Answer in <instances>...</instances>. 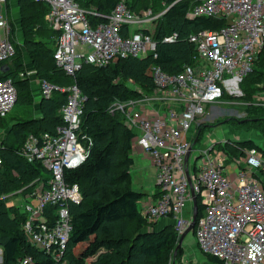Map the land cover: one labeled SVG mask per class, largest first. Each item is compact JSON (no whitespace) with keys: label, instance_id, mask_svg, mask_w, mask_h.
I'll return each instance as SVG.
<instances>
[{"label":"built area","instance_id":"1","mask_svg":"<svg viewBox=\"0 0 264 264\" xmlns=\"http://www.w3.org/2000/svg\"><path fill=\"white\" fill-rule=\"evenodd\" d=\"M10 1L0 0L1 64L14 55L5 9ZM33 1L48 7L44 19L59 34L53 59L66 76H73L83 65L103 67L117 59L145 58L155 49L154 37L148 29L157 25L171 6L156 13L151 8L134 12L128 8V0H118L110 13L104 14L94 7H81L78 0ZM186 17L226 21L219 30L201 31L188 38L195 50V64L205 63L204 67L195 71L194 65H184L177 75H168L154 66L153 91L139 99L115 101L109 113L123 115L133 134V146L150 157L156 170L160 196L151 205H141L148 222L169 221L179 239L192 214L191 210L184 215L185 209L191 207V188L203 206L192 231L198 249L221 264H264L262 153L256 148L242 149L238 157L228 162L225 152L215 150L209 143L197 150L192 162L184 161L188 151L189 157L194 151L197 134L194 130L205 115V106L220 101L224 92L242 96L243 79L264 57V0H198ZM175 38L173 34L163 38V42L170 43ZM33 74L25 71L19 77L24 79ZM39 87L46 99L53 92H67L60 109L63 124L53 133L29 134L17 151L28 163H40L50 179L46 187L40 183L24 199V207H16L27 214L23 230L29 243L59 261L72 229L66 203L81 201L78 185L68 184L65 172L82 165L91 142L78 134L85 98L77 87L60 88L44 80L39 81ZM260 88L253 102L257 106L264 97V85ZM16 101L12 79L0 80V118L11 111ZM220 143L229 142L223 138ZM47 205L58 206L54 223H48L44 216ZM32 262L30 257H24L16 264Z\"/></svg>","mask_w":264,"mask_h":264},{"label":"trees","instance_id":"2","mask_svg":"<svg viewBox=\"0 0 264 264\" xmlns=\"http://www.w3.org/2000/svg\"><path fill=\"white\" fill-rule=\"evenodd\" d=\"M117 2L118 0H78L81 7L93 6L104 14L110 13ZM126 3L132 11L151 8L154 13L171 5L156 26L153 35L154 51L142 59H117L103 67L83 65L73 76H66L53 59L55 38L59 34L44 20L48 12L47 5L33 0H16L22 39L18 44L13 39L14 32H11L14 55L10 62L13 70L0 75V80L12 79L17 94L16 103L20 101L24 104L30 97V86L28 79H22L19 73L26 69L35 71L39 80L60 88L75 85L85 98L78 134L88 138L91 144L87 147L88 154L82 165L65 172V181L78 185L81 201L78 204L70 201L66 203L72 229L59 261L54 260L50 253L29 243L23 230L27 214L21 213L17 207L7 206L5 200H0L1 264H16L18 259L24 257H30L32 264L170 262L178 239L170 224L157 230L154 228L156 223L148 222L143 216V208H139V205L146 194L131 189L133 134L125 125L123 115L119 112L111 115L109 107L115 101L125 102L151 93L154 89L151 68L154 66L168 75L180 73L184 65L193 63L195 50L188 41L189 36L201 31L219 30L225 26L226 21L207 17L188 19L187 13L198 0H128ZM173 34L176 35L173 42H163V38ZM23 56L29 59V68L23 62ZM259 59L255 65L259 69H253L240 85L243 99L247 102L254 96L256 84L264 83V57ZM135 85L138 90L134 89ZM67 96V92H53L47 99L42 97V118L15 125L11 127V132L16 136L26 130L34 134L53 133L57 126L63 124L60 109ZM247 106L246 118L257 119L248 121L249 129L258 130L264 138V108H252L251 103ZM5 121L3 119L4 125ZM200 129L199 133L202 135L203 127H199ZM81 143L86 145L82 140ZM1 145L0 196L34 181L37 183L28 190L29 193L40 182L46 187L50 174L40 163H27L16 154L18 148H9L4 143ZM233 145L242 147L240 149L256 148L262 151L252 141ZM222 146L225 149L229 147ZM196 204V217L199 218L203 211L199 198L196 199ZM57 208V205L45 207L44 216L48 223L55 222ZM180 251L181 248L177 255ZM210 258L213 262H219L214 257Z\"/></svg>","mask_w":264,"mask_h":264},{"label":"crops","instance_id":"3","mask_svg":"<svg viewBox=\"0 0 264 264\" xmlns=\"http://www.w3.org/2000/svg\"><path fill=\"white\" fill-rule=\"evenodd\" d=\"M11 2H12L11 7L15 6L16 0H11ZM160 4L163 6V3H160ZM91 7H93V6H88L87 9H90ZM140 11H142V9L139 10V11H134V12H140ZM156 26L157 25H153L152 29H151V27H149L148 30H149L150 34L154 35ZM194 56H195V54H194ZM10 61L11 60H9V61H7V62H5L3 64L0 63V75H2L4 73H7L9 70H13V69H11L12 65H11ZM23 62L27 65L28 68L30 67L29 59H27L26 56H23ZM190 65H192V66L194 65V70L195 71H199V70H201L204 67L205 63L201 66L200 64H195V61L193 60V63L190 64ZM25 71L27 72V71H33V70H31L29 68V69H26ZM33 72H35V71H33ZM35 74L31 75L30 77L27 76V77L24 78V79H28L27 81H28L29 86H30V93H29L30 97L28 98V102L25 103V105H28V118L27 119H22V118H13L12 117V119H11V121L9 123H7L5 121L7 125L3 124V119L6 116L2 117L3 119H0V144L4 143V145L8 146L9 148H18V150H19L23 146V144L25 143L26 138H27V136L29 134L36 135V136L42 134V133L34 134L33 132L31 133V131H29V130L27 131L26 130V131H24V132H22V133H20L19 135L16 136V135H14V132H11V127H13L15 125H19V124L23 123L24 121L37 120V119H41L42 118L41 111H40V102H41L42 96H41L40 87H39V81H41V80L36 78ZM151 75H152V72H151ZM262 85H264V83ZM137 89H139V88L137 87ZM261 101L264 102V98H261ZM217 103H214V104H217ZM214 104L206 105L205 106V113H206V111H209V108L212 105H214ZM13 108H14V106H13ZM13 108L11 109V111H13ZM201 120H202V118L198 122H200ZM251 120H257V119H248V118L237 119V122L240 123V124H247L248 125V121H251ZM232 121L233 120L230 119V118L224 119V120L221 121L222 126L220 124V126H218V127H225L228 131H230V129H232V128L237 129V128L233 127V122ZM213 128H215V127H213ZM201 129L199 130L198 125L195 127L194 132H195V134L196 133L197 134H196L195 140L193 141V143H194L193 147H192L193 150H194V145L199 143L201 141V139H202V135H200V133H199L201 131ZM205 129H206V127L203 126V130H205ZM251 132H256V135L257 134L261 135L260 132L258 130H256V129H248L247 131L237 130V132L234 131L233 134H231V133L227 134V135L223 134V137L215 136V137L209 138L208 142L213 145V148L215 150L225 152V154L228 156V161H230L233 157H236V155L239 152H241V150H242V149H240L242 147L234 146L233 144H239V143H242V142H245V141H252L251 139H249V137L246 138L245 140L242 139L243 138L242 134L251 133ZM223 133H224V131H223ZM9 136H11V137H9ZM223 138L227 139L228 142H229V143H227V145L229 146L227 149H225L222 146V144L220 143V140L223 139ZM252 142L255 143L254 141H252ZM205 147L206 146H203L200 149H203ZM197 150H199V149H197ZM17 151H16V154H17ZM260 152L262 153L263 150L260 151ZM262 156L264 157L263 153H262ZM132 160H133V164H132V166L130 168V171L132 170L130 172V178H132V175H134V173L138 174L139 172H146L147 174L150 175L151 181L154 183L155 189L152 190L151 192L145 193V192L139 191L141 193H145L146 194V196L144 198L145 201L143 202V204L146 205L148 203L149 205H151L154 202V200H156L157 197L160 196V191H159L158 186L156 184V170H155L154 166L151 163L150 157L147 154H145L143 151H141L138 147L133 146V144H132ZM188 160L190 162V157H188ZM1 164H2V160H1ZM231 171H232V169H230V172ZM233 171L235 172V170H233ZM151 174H152V176H151ZM36 183H37V181H34L32 183L27 184L25 187H23L21 189L14 190V191H17V193H15L14 196L19 197V199H25L26 200V197H28L31 194V193H29L28 190L31 187H34L33 184H36ZM25 190L27 192H25ZM34 190H36V188H34L33 191ZM9 193H11V192H9ZM14 200H17V199H12L11 201H14ZM5 201H6V205L7 206H9V205L13 206L14 205V204L11 203V201H10V203L7 202V200H5ZM188 209H189V206L185 209L184 215H188L187 214L188 213ZM167 224H170V222L166 221V220H159V221L156 222L155 229L160 230L161 228H163ZM190 236H191V238H189L188 236H186L184 238V240L182 242V244H184V245L181 244V246L184 247L183 250L187 249L186 256L184 257L185 260H186L185 264H221L220 261L218 263L213 262L211 260L210 256H208V255L204 254L203 252H201L198 249V247L196 246V244H195L193 235H190ZM190 241H192L194 243H190ZM189 253H191V255H192L191 258L195 259V262L194 261L192 262L190 260L191 258L189 257ZM0 261H2L1 249H0ZM187 261H188V263H187Z\"/></svg>","mask_w":264,"mask_h":264},{"label":"rangeland","instance_id":"4","mask_svg":"<svg viewBox=\"0 0 264 264\" xmlns=\"http://www.w3.org/2000/svg\"><path fill=\"white\" fill-rule=\"evenodd\" d=\"M12 2L10 1L5 9H6V21L8 26L10 27V37H11V32H14L13 35V39L20 44L21 39H22V34H21V29L19 26V20H18V8L15 6H12ZM232 19V16L227 18V21L230 22ZM152 27V26H151ZM12 39V37H11ZM77 51H79V49L77 48ZM259 69L257 66H254V70ZM263 83H258L256 84L257 89L254 93V96L252 95L250 103L252 105V108H254V106L257 108H264V102L259 103L260 106L255 105L254 102V98L256 96V94L261 90V86ZM241 88V87H240ZM243 93V92H242ZM244 96H234V95H230L227 92H224L223 97L220 101H218L217 104L212 105L209 108V111H206L205 115L202 116V120L198 123V127H203L205 126L206 129L203 130L202 133V139L199 143H197L196 145H194V151L191 154L190 157V162H192L193 157L195 156V154L197 153V149L202 148L203 146H208L209 142L208 139L218 136V137H223V134L227 135V134H233L234 131L237 132V130H244L247 131L249 129L247 124H240L237 122V119H244L247 116V110L246 108L249 107L247 105H249L247 101H245ZM258 98V96H257ZM264 98V97H263ZM234 100V101H233ZM258 101L255 100V103H257ZM13 118H22V119H27L28 118V105H25L24 103H21L20 101L17 102L14 105L13 111H10L7 113L6 117L4 118V120H6L7 123H9L11 121V119ZM230 118L233 121V127L237 128V129H230V131H228L225 127H218L221 124V121L224 119ZM219 125H216V124ZM215 125V126H214ZM222 126V124H221ZM215 127V128H213ZM224 131V133H223ZM11 137V136H9ZM242 139L245 140L246 138L249 137V139H251L252 141L255 142V144L264 151V138L261 137L259 134L256 135V132H251V133H244L242 134ZM239 155V153H238ZM229 162V161H228ZM132 171V170H131ZM130 171V172H131ZM132 174V173H131ZM152 176V174H151ZM26 185H24L23 187H25ZM131 189L135 190V191H141V192H145V193H149L152 190L155 189L154 183L151 181V177L149 174H147L146 172H139L138 174L132 175L131 178ZM17 193V191H12L11 193H5L3 195L0 196V200H7V202L10 203V201L12 199H17L14 201H11L12 204H14L16 207L18 205V207H24L25 202L24 199H19V197L14 196V194ZM145 200L143 199L142 202H144ZM141 202V203H142ZM139 205V208H141V204ZM32 205L35 206L36 202L32 201ZM191 212V208L189 207L188 209V213L189 214ZM56 218V216H55ZM155 228V227H154ZM192 235L191 233L188 234L187 236L189 238H191ZM190 243H194L192 241H190ZM184 245V244H182ZM177 246V245H176ZM183 246H181V251L178 253H176V255L174 256V251H172V255H171V259L169 264H185L186 260H185V256H186V250H183ZM175 250V249H174ZM191 253H189V257L191 258ZM177 260V261H176ZM192 262H195V259L191 258L190 259ZM188 263V261H187ZM1 264V261H0Z\"/></svg>","mask_w":264,"mask_h":264},{"label":"water","instance_id":"5","mask_svg":"<svg viewBox=\"0 0 264 264\" xmlns=\"http://www.w3.org/2000/svg\"><path fill=\"white\" fill-rule=\"evenodd\" d=\"M189 154H190V150L188 151L186 157H185V163L187 164L188 162V157H189ZM186 175H187V178H188V174L186 172ZM188 181H189V178H188ZM189 186H190V181H189ZM190 191H191V196H192V201H191V206H192V214H191V217H190V221H189V225L187 227V229L185 230V232L179 237L178 239V242H177V246L175 247V250H174V256L176 255L178 249L181 248V244L184 240V238L192 233L193 229H194V226H195V221H196V216H197V205H196V199H195V196H194V193L192 191V189L190 188ZM174 264V263H173Z\"/></svg>","mask_w":264,"mask_h":264},{"label":"bare ground","instance_id":"6","mask_svg":"<svg viewBox=\"0 0 264 264\" xmlns=\"http://www.w3.org/2000/svg\"><path fill=\"white\" fill-rule=\"evenodd\" d=\"M8 65V64H7ZM9 66V65H8ZM222 148V147H221Z\"/></svg>","mask_w":264,"mask_h":264}]
</instances>
